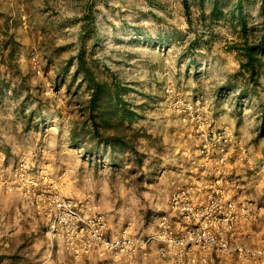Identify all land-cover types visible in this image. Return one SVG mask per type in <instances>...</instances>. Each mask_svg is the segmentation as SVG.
<instances>
[{
    "label": "rangeland",
    "instance_id": "1",
    "mask_svg": "<svg viewBox=\"0 0 264 264\" xmlns=\"http://www.w3.org/2000/svg\"><path fill=\"white\" fill-rule=\"evenodd\" d=\"M0 264H264V0H0Z\"/></svg>",
    "mask_w": 264,
    "mask_h": 264
}]
</instances>
